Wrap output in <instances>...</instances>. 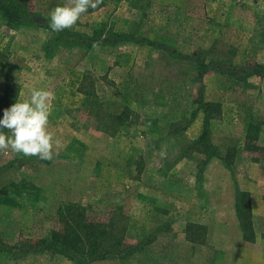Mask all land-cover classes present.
<instances>
[{
	"label": "rangeland",
	"instance_id": "1",
	"mask_svg": "<svg viewBox=\"0 0 264 264\" xmlns=\"http://www.w3.org/2000/svg\"><path fill=\"white\" fill-rule=\"evenodd\" d=\"M21 1L35 25L9 26L0 14V52L10 63L1 69L20 85V100L32 88L53 93L48 130L61 143L52 160L0 152V264H73L32 250L62 230L66 205L117 223L127 247L144 246L136 264H233L240 252L218 256L220 225L210 215L220 208L204 213L196 203L206 197L208 154L194 143L204 130L197 109L211 106L212 148L225 153L235 182L246 181L247 160L236 158L246 138L244 148L264 158V78L238 79L264 67V0H101L70 30L110 41L50 52L49 13L68 0ZM246 194L249 206L260 199ZM161 210L167 215L153 214ZM257 224L264 249V220ZM254 260L264 264L260 254Z\"/></svg>",
	"mask_w": 264,
	"mask_h": 264
},
{
	"label": "trees",
	"instance_id": "2",
	"mask_svg": "<svg viewBox=\"0 0 264 264\" xmlns=\"http://www.w3.org/2000/svg\"><path fill=\"white\" fill-rule=\"evenodd\" d=\"M29 6L21 0H0V14L3 20L9 26H33L34 20L29 19ZM49 29L48 25L45 26ZM51 38L46 44V52L58 48L60 43H81L85 48L90 49L97 44H106L110 40H102V35L98 32L92 36H87L70 29H65L59 33H54L50 29ZM124 42H133L134 39L129 37H121ZM64 46H67L64 45ZM10 64L3 60V53L0 52V116L3 109L8 108L11 104L20 98L21 87L9 73L2 71L3 64ZM238 81L246 82L254 76L264 78V67L261 65H253L242 71ZM204 114L203 123L204 130L199 139L195 142V146H202L203 153L208 151V156H216L210 142L209 122L211 120L212 109L210 105H199L197 109ZM197 114V113H196ZM124 118L128 115L124 112ZM118 119H123L119 117ZM7 133V130H5ZM249 135V134H248ZM208 157L207 160L210 158ZM227 163V160H224ZM237 200V211L240 221H246L248 210L245 199L247 195L240 193ZM58 215L62 223V230L54 231L49 238L40 239L34 245L32 250L38 254L44 252H52L55 255L63 257L73 264H90L97 261L110 259L112 256L124 258L128 253L124 244V237L121 235L123 229L117 223H109L104 225L90 221L86 208L79 205H66L58 209ZM245 220V221H244ZM248 225L244 223V229H248ZM121 229L120 231L117 228Z\"/></svg>",
	"mask_w": 264,
	"mask_h": 264
},
{
	"label": "crops",
	"instance_id": "3",
	"mask_svg": "<svg viewBox=\"0 0 264 264\" xmlns=\"http://www.w3.org/2000/svg\"><path fill=\"white\" fill-rule=\"evenodd\" d=\"M210 128V126H209ZM202 134V133H201ZM200 134V135H201ZM214 134L211 135V129H210V142L211 145H216L217 143L215 141ZM199 134L196 136V140L194 143L199 139ZM248 138L244 139L242 141V151L238 152L236 160H240L244 157L245 160H247L246 167L249 169V173L246 174L247 180L239 183L234 181L233 176L230 174V170L228 165H226V162L224 160H227V157L223 151L222 153H216V156L210 157L211 155L206 156L205 158V166L203 169L202 174V187L203 191L206 197H201L202 200L196 202L198 206L200 207V211L206 213V210L209 209L210 213H213V207L217 206L220 208V210H214L216 211L217 215L214 217L213 214L210 215V217H213L214 220L220 225V232H218L217 239L219 240V248L218 253L221 258L225 257L226 255L231 256L232 253L234 255L235 252H240L239 256H233L232 261L234 260L233 264H249L253 263L256 264L258 260H254L256 254L261 255L264 257V249L261 248L260 241L261 238H263V232L260 231V229H254L252 227L255 224H257L258 221L264 220V188H261L259 185H264V158H260V156L256 152L247 151L244 147L247 142ZM261 140V137H260ZM257 146L260 148L259 150H264V142L263 140L260 141V143L257 144ZM208 152V151H207ZM204 154V153H203ZM242 155V156H241ZM210 157L208 160L207 158ZM264 157V156H263ZM231 179V180H230ZM233 180V181H232ZM232 181V182H231ZM232 183V184H231ZM226 185H229L230 189L231 187L234 188V192L231 193V190H226ZM238 185V187H237ZM256 192H260V199L256 201V197L252 199L251 204L249 206V197L246 193L254 194ZM240 193H243L247 195V198L245 199L246 205L248 207V210L244 211L247 213L246 221L244 222L247 224L248 229H244V223L240 221L237 211V200L238 197H240ZM227 196V197H226ZM207 206H211L210 208H207ZM158 210V209H155ZM166 210H161V213H154L158 214V217L163 216V214L166 216L165 213ZM219 212V214H218ZM208 214V215H209ZM212 218V219H213ZM252 218V219H251ZM258 225V224H257ZM224 228V231H223ZM252 228V230H251ZM127 238V237H126ZM256 240V241H255ZM260 240V241H259ZM143 245L137 244L136 246L130 248L126 247V251L130 252L128 253L124 258L115 257L110 258L108 260L104 261H97L90 264H103V263H111L113 260H123L124 264H136L137 260L134 256L138 254H143L141 251L138 253L137 250H141L140 247ZM144 247V246H143ZM139 248V249H138ZM241 252H243V255H241ZM133 257V258H132ZM141 258V257H140ZM142 262L140 264H149L148 259L142 258ZM218 261L221 262V260L218 259ZM225 261V259L223 260ZM255 262V263H254ZM224 264V262H221ZM230 263V262H229ZM228 261L225 264H229ZM114 264H120V263H114Z\"/></svg>",
	"mask_w": 264,
	"mask_h": 264
},
{
	"label": "clouds",
	"instance_id": "4",
	"mask_svg": "<svg viewBox=\"0 0 264 264\" xmlns=\"http://www.w3.org/2000/svg\"><path fill=\"white\" fill-rule=\"evenodd\" d=\"M101 0H68L49 13L48 27L54 33L71 29L88 10ZM53 97L51 91L32 88L30 98L16 99L0 116V152L11 151L25 157L52 160L60 141L48 130ZM7 130V134L5 132Z\"/></svg>",
	"mask_w": 264,
	"mask_h": 264
}]
</instances>
